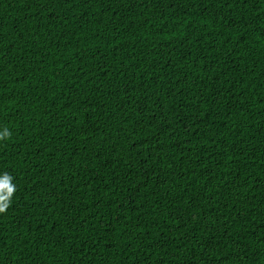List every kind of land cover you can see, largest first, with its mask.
Wrapping results in <instances>:
<instances>
[{"label": "trees", "instance_id": "obj_1", "mask_svg": "<svg viewBox=\"0 0 264 264\" xmlns=\"http://www.w3.org/2000/svg\"><path fill=\"white\" fill-rule=\"evenodd\" d=\"M0 264H264V0H0Z\"/></svg>", "mask_w": 264, "mask_h": 264}, {"label": "clouds", "instance_id": "obj_2", "mask_svg": "<svg viewBox=\"0 0 264 264\" xmlns=\"http://www.w3.org/2000/svg\"><path fill=\"white\" fill-rule=\"evenodd\" d=\"M11 133L7 128L0 130V141L7 140ZM16 192V185L12 182V177L5 173L0 176V202L11 203V200ZM5 209H0L4 211Z\"/></svg>", "mask_w": 264, "mask_h": 264}]
</instances>
